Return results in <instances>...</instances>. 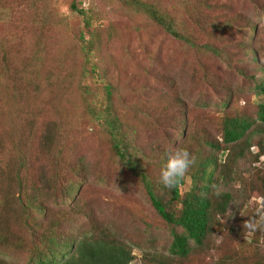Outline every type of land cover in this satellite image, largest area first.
Listing matches in <instances>:
<instances>
[{
	"label": "rangeland",
	"instance_id": "374dc122",
	"mask_svg": "<svg viewBox=\"0 0 264 264\" xmlns=\"http://www.w3.org/2000/svg\"><path fill=\"white\" fill-rule=\"evenodd\" d=\"M128 1L0 0V259L29 264L39 234L62 242L95 229L126 246L129 264H264V229L242 227L264 200V123L255 120L263 100L255 86L264 80V0H151L175 12L176 27L196 47ZM72 4L91 17V53L81 48L88 29ZM214 19L231 27L213 31ZM105 116L117 119L129 156L163 200L170 195L160 172L171 148H186L196 161L181 196L198 181V163L216 158L209 193L217 202L229 193L230 201L186 257L169 252L172 230L182 228L163 220L140 176L116 156ZM225 117L252 122L236 144L221 142ZM45 134L51 140L44 144ZM23 157L29 164L21 174L42 211L1 207L6 188L17 191ZM69 183L73 190L60 197Z\"/></svg>",
	"mask_w": 264,
	"mask_h": 264
},
{
	"label": "trees",
	"instance_id": "16d2710c",
	"mask_svg": "<svg viewBox=\"0 0 264 264\" xmlns=\"http://www.w3.org/2000/svg\"><path fill=\"white\" fill-rule=\"evenodd\" d=\"M181 1V0H180ZM185 5L189 0H182ZM135 8L142 10L151 20L157 23L165 32L171 36L182 40L190 46L197 45L186 32L175 25V12L164 5L153 3L151 0H130L128 4ZM72 10L79 16H82L85 27L88 29V39H84L81 34L80 38L83 41L81 48L87 53H91L94 47V31L89 29L91 26V17L85 9H78L72 4ZM217 8V7H216ZM228 15H224V20ZM231 27L227 21L214 19L212 21L213 31L228 30ZM208 52L214 56H220L221 51L216 47L208 44H202ZM107 93H109V85H105ZM255 89L262 96V101L258 103L256 110V121L264 123V80L256 84ZM103 122L106 125V130L112 141V149L116 156H118L123 165L130 168L132 171L140 176L143 188L151 203L153 209L163 218V220L172 225L173 227L182 228V232L172 230L171 242L169 245V252L178 257H186L191 251V244L201 246L203 240L207 236L212 223L214 212L223 213L230 201V194H221L220 200L213 201L210 196V187L214 184L213 179L217 171L216 158L208 157L198 163L195 169L198 176V181L194 186L181 196L179 185L183 183V179L174 188L169 189L170 197L163 200L156 195L153 184L145 175L143 169L138 162L131 158L128 154V147L123 145V136L119 132L117 119H111L109 116L103 117ZM119 122V120H118ZM252 122L239 117H225L222 122V143L226 145L236 144L246 134L251 127ZM43 143L51 140V135L42 136ZM215 147L214 144H209ZM29 162L26 157L20 160L19 167L16 168L13 181L16 182L17 191L11 189V185L6 188V192L1 202V207L7 208L12 206L13 203L19 204L20 207L27 211L29 209L41 210L43 205L37 201L39 194L29 193L27 189V178L21 174L23 168L28 167ZM25 171V170H24ZM28 171V170H27ZM25 174V173H24ZM196 180V179H195ZM11 184V182H10ZM73 187L71 183L66 184L63 191H60V197H67ZM39 191V190H38ZM174 202H180L181 206L177 211L171 210ZM27 215V214H26ZM33 229L38 231L39 224L36 222ZM95 229L88 233H82L71 240H57L54 235L46 236L39 234L38 241L32 247L31 253L28 258L29 264H129L131 260L130 251L123 243L116 241L110 233H100ZM37 234V232H35ZM0 264L7 263L0 259Z\"/></svg>",
	"mask_w": 264,
	"mask_h": 264
},
{
	"label": "clouds",
	"instance_id": "9594fccd",
	"mask_svg": "<svg viewBox=\"0 0 264 264\" xmlns=\"http://www.w3.org/2000/svg\"><path fill=\"white\" fill-rule=\"evenodd\" d=\"M195 157L186 149L173 147L166 153V162L160 172V181L165 188H174L195 164ZM242 227L252 234L264 229V200H262Z\"/></svg>",
	"mask_w": 264,
	"mask_h": 264
}]
</instances>
